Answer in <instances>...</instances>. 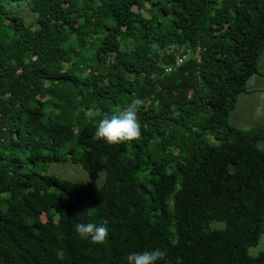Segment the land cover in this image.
I'll return each mask as SVG.
<instances>
[{"label": "trees", "instance_id": "trees-1", "mask_svg": "<svg viewBox=\"0 0 264 264\" xmlns=\"http://www.w3.org/2000/svg\"><path fill=\"white\" fill-rule=\"evenodd\" d=\"M263 49L264 0H0V264H264V122L228 120ZM136 98L139 140L93 139Z\"/></svg>", "mask_w": 264, "mask_h": 264}, {"label": "clouds", "instance_id": "clouds-1", "mask_svg": "<svg viewBox=\"0 0 264 264\" xmlns=\"http://www.w3.org/2000/svg\"><path fill=\"white\" fill-rule=\"evenodd\" d=\"M151 78L155 81L160 77L156 73H152ZM142 104L143 101L136 98L118 113L105 114L96 123L93 139L103 141L108 145L125 144L139 140L142 133L138 112ZM85 115L91 120L98 115V112L90 108ZM108 224L107 219L101 220L98 224L92 222L77 223L74 231L81 240L90 241L92 244H104L109 235ZM165 255V251L155 248L130 252L125 259L126 264H157V261L163 259Z\"/></svg>", "mask_w": 264, "mask_h": 264}, {"label": "rangeland", "instance_id": "rangeland-1", "mask_svg": "<svg viewBox=\"0 0 264 264\" xmlns=\"http://www.w3.org/2000/svg\"><path fill=\"white\" fill-rule=\"evenodd\" d=\"M6 7L20 14L25 21L33 18L32 13L28 10L26 3L8 2L4 3ZM257 69L259 73L251 75L245 84L246 92L237 96L234 110L230 112L228 120L231 124L242 129L264 122V49L261 52ZM207 139L213 140L211 137ZM47 171L58 176L59 178L71 180H86L87 176L84 170L78 164L69 162L61 164H49ZM101 176H99L100 179ZM41 218L43 216L41 215ZM218 223V222H216ZM215 224V223H213ZM264 248V233L258 237L257 243L247 247L249 255H255Z\"/></svg>", "mask_w": 264, "mask_h": 264}]
</instances>
